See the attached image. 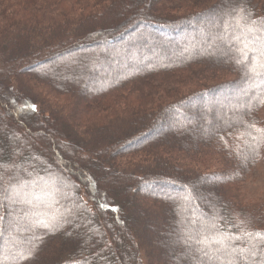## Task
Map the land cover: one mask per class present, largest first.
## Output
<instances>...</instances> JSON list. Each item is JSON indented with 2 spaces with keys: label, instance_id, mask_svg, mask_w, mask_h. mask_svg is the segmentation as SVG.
Segmentation results:
<instances>
[{
  "label": "trees",
  "instance_id": "obj_1",
  "mask_svg": "<svg viewBox=\"0 0 264 264\" xmlns=\"http://www.w3.org/2000/svg\"><path fill=\"white\" fill-rule=\"evenodd\" d=\"M238 16L264 28V0H0V190L34 205L0 197V264H197L190 236L264 233L241 194L264 84L219 38Z\"/></svg>",
  "mask_w": 264,
  "mask_h": 264
},
{
  "label": "snow or ice",
  "instance_id": "obj_2",
  "mask_svg": "<svg viewBox=\"0 0 264 264\" xmlns=\"http://www.w3.org/2000/svg\"><path fill=\"white\" fill-rule=\"evenodd\" d=\"M248 15L250 16L251 14L249 13ZM234 19L236 20V27L241 28V32L234 35L232 40H227L226 35H222L219 38L229 44L235 42L239 45L237 51L240 53V56L236 59V63L243 65L245 75L250 80L253 82L259 80L261 84H264V28L255 27L257 21H249L246 16H238ZM242 21L246 22L242 24ZM259 23L264 25V20H261ZM257 32H260L261 35L257 36ZM243 94L247 95L248 90H244ZM259 100L260 103L264 104V95H260ZM33 110H35L34 106ZM248 127L254 128L255 126L248 125ZM255 131L261 134L260 139H264V129H255ZM257 139V137H253V140ZM252 150L255 151V148H252ZM3 180L4 177L0 174V182ZM31 195V192H24L22 186H11V190L9 188L0 190V197L12 204L25 203L32 205V200L27 198ZM33 198L40 199L39 196H34ZM57 221L58 217H53V222ZM37 223L43 224L45 227L49 226L44 224L43 220ZM207 227L215 228L216 224L211 223ZM203 230L202 227L201 232ZM241 232L242 235L216 232L214 234L202 235L198 240L190 236L189 239L199 245L195 249L199 254V260L197 261L195 256L192 259L197 261V264H264V233L248 232L242 228ZM3 236L4 233L0 231V239Z\"/></svg>",
  "mask_w": 264,
  "mask_h": 264
},
{
  "label": "rangeland",
  "instance_id": "obj_3",
  "mask_svg": "<svg viewBox=\"0 0 264 264\" xmlns=\"http://www.w3.org/2000/svg\"><path fill=\"white\" fill-rule=\"evenodd\" d=\"M128 14H134V11H133V9H130V10H128ZM126 18V15L124 16H122V14L120 15V16H118L115 20H114V22H113V24H111V27H114L115 25H117L118 23H120V22H122L123 21V19H125ZM135 28V26L133 27V29ZM132 29V28H131ZM128 30H129V28H128ZM152 34H154V35H156V36H158V37H160V39H162V40H164V41H170V39H168V38H166V37H164V36H162L161 34L159 35V34H157V33H155V32H151ZM128 35H129V33H128ZM130 36V35H129ZM129 36H125L124 38H121L122 39V41H121V39L119 38L118 39V44H114V45H116V46H120V42H123V43H127V41H130V39H132V37H129ZM191 37H194V33L193 34H187L186 36H184V37H179V38H181V39H178V38H174V40L176 39V40H179V42H177V45H180V43H182V39H187V38H191ZM173 39L170 41V42H173V43H175L176 44V42L174 41ZM122 45H124V44H122ZM232 94V92H227L226 93V95L228 96V94ZM226 96V97H227ZM212 100V102L211 103H213V104H216L217 103V106H220V104H218V101H216V99L215 98H213V99H211ZM222 102L224 101V102H227V99H222L221 100ZM4 101H1V106H2V108H3V110H4V113H6V110H5V106H4V103H3ZM214 102H216V103H214ZM220 103V102H219ZM190 109H192V108H194L195 107V103H193V104H188L187 105ZM7 114V113H6ZM10 117V116H9ZM171 119H172V117H171ZM171 119H169V120H167V119H165V120H162V121H160V123H159V125L156 127V128H154V132H157V133H166L167 131H168V128H170L171 127V123L173 122V121H171ZM174 120V119H173ZM9 127H11V128H15L14 127V125L12 124V123H10L9 124ZM16 129V128H15ZM17 132H18V130H17ZM20 134L22 135V136H24V133L23 132H20ZM152 135H151V133H149L148 134V138H150ZM32 159H31V157H28V159H24V161H31ZM189 161H186V163H188ZM190 163V162H189ZM49 168V167H48ZM47 168V169H48ZM50 170V169H49ZM67 172V171H66ZM65 172V173H66ZM67 174V173H66ZM67 176V175H66ZM71 180H73V181H75V182H78L75 178L74 179H71ZM146 189L147 190H149V188L148 187H146ZM150 189H154V187L153 188H150ZM180 189V188H179ZM179 189H177V188H173L172 190H174V192L175 193H179V192H181V191H179ZM168 190V187H166L165 186V188H164V191H167ZM241 194H242V198L244 199V201L246 202V203H250L251 204V201H255V202H261V201H263L264 200V162L259 166V168L247 179V181L245 182V183H243L242 184V186H241ZM88 199H89V196H88Z\"/></svg>",
  "mask_w": 264,
  "mask_h": 264
}]
</instances>
